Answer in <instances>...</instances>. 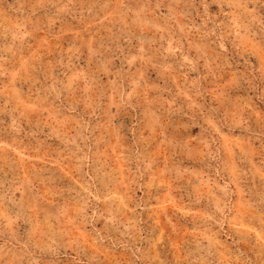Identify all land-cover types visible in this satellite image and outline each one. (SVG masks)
Returning a JSON list of instances; mask_svg holds the SVG:
<instances>
[{"label": "rangeland", "instance_id": "rangeland-1", "mask_svg": "<svg viewBox=\"0 0 264 264\" xmlns=\"http://www.w3.org/2000/svg\"><path fill=\"white\" fill-rule=\"evenodd\" d=\"M0 264H264V0H0Z\"/></svg>", "mask_w": 264, "mask_h": 264}]
</instances>
